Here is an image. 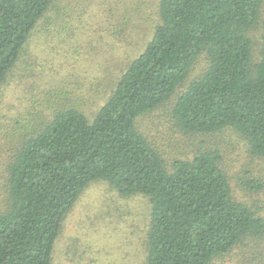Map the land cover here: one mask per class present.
<instances>
[{"label":"trees","instance_id":"16d2710c","mask_svg":"<svg viewBox=\"0 0 264 264\" xmlns=\"http://www.w3.org/2000/svg\"><path fill=\"white\" fill-rule=\"evenodd\" d=\"M56 1L0 0V94ZM263 3L159 0L152 37L117 30L123 37L116 41L131 52L119 57L111 80L107 69L52 90L48 96L59 97L54 106L22 103V143L7 165L0 210V264H55L69 213L97 181L122 197L148 198L143 264H259L264 216L235 198L220 149L201 141L205 148L168 166L138 120L188 81L171 111L175 127L202 136L232 129L264 157V37L257 62L250 35ZM201 57L205 67L189 80Z\"/></svg>","mask_w":264,"mask_h":264},{"label":"rangeland","instance_id":"374dc122","mask_svg":"<svg viewBox=\"0 0 264 264\" xmlns=\"http://www.w3.org/2000/svg\"><path fill=\"white\" fill-rule=\"evenodd\" d=\"M159 20V0L55 2L43 23L45 26L34 34L28 52L8 74L0 94V210L5 198L7 165L14 149L22 143V103L28 106L31 101H38L54 106L59 97L56 93L48 96L52 90L63 85L78 86V79L88 82L107 69H112L111 80L121 68L115 67L119 57L131 52L127 45L116 41L115 37H123V32L119 34L117 30L127 26L128 36L124 37L149 39ZM250 35L258 62L264 37V3L259 26ZM51 37H57L55 43H51ZM60 37L72 39L62 41ZM143 46L142 41L135 46L134 53ZM204 65L205 59L201 57L189 80L199 75ZM188 83L165 105L141 117L139 129L161 151L168 166L175 158L192 157L195 149L205 148L201 141L220 149L235 198L264 216V157L253 155L245 139L232 129L202 136L184 134L175 127L171 111ZM150 216L151 204L145 196L122 197L106 181L93 182L67 217L55 247V264H143ZM262 244L264 248L263 241ZM255 248L263 257L259 264H264L263 249Z\"/></svg>","mask_w":264,"mask_h":264}]
</instances>
